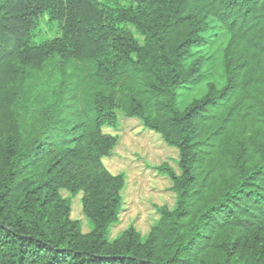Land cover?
I'll return each mask as SVG.
<instances>
[{
	"label": "trees",
	"instance_id": "16d2710c",
	"mask_svg": "<svg viewBox=\"0 0 264 264\" xmlns=\"http://www.w3.org/2000/svg\"><path fill=\"white\" fill-rule=\"evenodd\" d=\"M118 111L178 154L144 236ZM0 264H264V0H0Z\"/></svg>",
	"mask_w": 264,
	"mask_h": 264
},
{
	"label": "rangeland",
	"instance_id": "374dc122",
	"mask_svg": "<svg viewBox=\"0 0 264 264\" xmlns=\"http://www.w3.org/2000/svg\"><path fill=\"white\" fill-rule=\"evenodd\" d=\"M46 15L44 18L46 20ZM41 20V34L52 37L59 32L56 24L49 25ZM197 95L196 90L190 89L179 97L183 106L188 100ZM118 125L115 128H103V131L117 135L115 148L109 156L102 159L104 166L111 173H123L126 186L123 194V210L118 222L112 227L111 237L133 225L143 236L157 219L156 208L160 205L172 207L175 195L170 190V179L158 172L156 167L163 162L177 169V150L164 143L161 136L143 127L136 117H126L118 111ZM61 196L68 192L61 190ZM81 193L71 198V218L81 223L82 231L90 229V224L83 216L80 202Z\"/></svg>",
	"mask_w": 264,
	"mask_h": 264
}]
</instances>
